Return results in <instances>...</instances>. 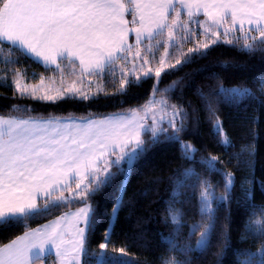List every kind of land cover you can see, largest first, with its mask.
<instances>
[{"label": "snow or ice", "instance_id": "6c2138e0", "mask_svg": "<svg viewBox=\"0 0 264 264\" xmlns=\"http://www.w3.org/2000/svg\"><path fill=\"white\" fill-rule=\"evenodd\" d=\"M177 5L187 19L181 18ZM128 14H131V22L126 19ZM200 15L205 19L199 20ZM193 24L197 27H190ZM197 28L199 35L207 38L206 42L197 39ZM130 33L134 35V44L129 43ZM230 34L232 39H228ZM241 41V49L249 53L264 50V0H0V52H4L2 46L5 43L9 45L5 61L19 63L18 59H10L11 50H16L45 66L54 65L62 85L66 76L74 77L66 88L48 95L44 91L43 77L38 85L28 86L23 79L26 69L13 68L11 86L15 95L45 102L96 98L104 93L102 81L105 76L119 78L121 86L117 91L126 94V86H140L149 78L158 84L162 73L170 74L177 66L183 67L192 62L193 56H206L218 43L235 45ZM186 42H193L196 47L188 48L185 53L183 45ZM165 45L173 52L170 54L165 49V54L159 58L160 66L155 71L147 68L142 76H136V69H143L148 64L149 55L155 59L156 50ZM170 56L175 58V64L166 63ZM181 56L183 60L179 58ZM64 61L67 64L62 67ZM90 77L96 79H88ZM6 79L0 75V81ZM86 80L89 86L96 84L95 92L89 94L77 87ZM51 82L55 84V78H51ZM176 83L174 81L172 86ZM259 83L264 91V77ZM157 84L153 85V94L158 90ZM220 92L250 94L249 89L239 87L225 89L221 86ZM160 103L167 106L166 100ZM209 108L211 110V106ZM149 111L151 108L145 105V116H139L138 110H129V113L103 119L80 118L83 123L72 117L17 119L0 116V226H27L30 219L40 218L52 208L77 201L84 205L0 246V264H36L45 259L48 252L55 253L58 264H82V257L86 255L96 264H131V258L124 259L125 248L109 251L111 232H105L104 243L99 245L98 252L91 250L89 237L105 214L98 213L89 204V198L112 186L117 177L123 187L124 178L148 151L142 132L150 133L154 144L160 133L168 131L158 126L164 116L153 115L151 125L143 122ZM182 111L172 106L169 114L168 124L174 129V136H178L183 128V120L180 127L175 123L176 116ZM65 119L70 122L62 123ZM214 131L221 137L222 145L231 144L226 135L221 136L218 119ZM182 147L188 152L196 151L191 145ZM252 152L254 148L249 154ZM219 162L214 156L203 161L209 171L216 170ZM187 171L182 170L180 175ZM220 171L225 185V193L220 199L226 203L235 178L231 172ZM175 184L174 192L178 197L183 184L180 180ZM65 192L70 195L65 196ZM245 193L250 195L251 189H245ZM200 201L201 219L192 224L189 235L203 229L199 231L196 245L206 249L215 231L218 209L213 207V196L207 186L201 189ZM122 204V198L118 197L112 216ZM171 221L175 226V243V235L185 221L181 213L173 214ZM107 227L112 228L111 217ZM249 230L258 234L259 240H264V221L250 220L243 238ZM183 250L191 249L186 245ZM257 254L258 259L251 250L242 252L237 256V264H264V244L258 247ZM164 264L180 262L169 258Z\"/></svg>", "mask_w": 264, "mask_h": 264}, {"label": "trees", "instance_id": "16d2710c", "mask_svg": "<svg viewBox=\"0 0 264 264\" xmlns=\"http://www.w3.org/2000/svg\"><path fill=\"white\" fill-rule=\"evenodd\" d=\"M128 18L131 21V14H128ZM181 18L185 19L183 12ZM198 19L204 17L200 15ZM190 27L197 26L193 24ZM186 43L187 46L183 45L185 53L188 48L196 47L194 43ZM242 43H218L210 48L206 56H193L192 62L183 67L177 66L170 74L162 73L158 84L155 79H145L140 86H126V94H119L120 79L105 76L102 86L106 95L100 93L90 99L63 98L55 102L15 95L11 86L13 68L26 69L24 76L30 81L43 76L59 78V73L55 67H45L16 50H11L10 59H18L19 63L7 62L4 57L9 54V45L5 43L2 46L4 52H0V75L7 79L0 81V116L80 119L129 113V110H139L148 101L153 94L154 84H157V94L166 96L171 104L183 110V128L178 136H174V129L167 126L168 131L160 133L157 142L152 144L150 133L145 132L143 139L148 151L124 178L123 187L120 177H117L112 186L103 188L94 198H89V204L98 213L105 214L89 237L93 252L99 251L107 231L111 232L109 251L125 248L127 255L124 259L131 258V264H164L169 258H175L180 264H237V256L247 250L259 258L257 249L264 244V240H259L258 234L251 230L246 238L243 237L250 220L264 221V91H261L259 83L260 78L264 77V50L249 53L241 49ZM166 48L170 54L173 52L167 45L159 47L155 59L149 55V65L156 61L159 65L158 56ZM179 58L183 60L182 56ZM166 63L175 64V58H166ZM66 64L67 61H64L61 66ZM126 68H131V65H126ZM140 69H136V76H142L146 71ZM66 71L68 69L65 67ZM128 76L131 78V73ZM174 81L177 82L175 87L172 86ZM221 86L225 89L247 88L250 94L221 93ZM91 91L95 92L96 86ZM11 105L19 107L11 108ZM217 119L221 122V136L226 135L231 141L230 145L220 143L221 137L214 131ZM176 126L180 127V122ZM183 145H191L196 151L188 152ZM249 146L254 148L251 154ZM210 156L219 158L216 170L209 171L207 164L203 163ZM221 169L233 173L235 178L226 203L220 199L225 193ZM112 170L117 171L115 167ZM182 170L188 171L180 175ZM177 180L183 184L178 197L174 192ZM205 186L209 187L213 196V207L218 209L215 231L206 249L205 246L198 248L196 245L199 231L203 229L189 235L192 224L201 219L198 212L200 192ZM245 189H251L250 195H246ZM64 195L69 196L70 193L65 192ZM118 197L122 198L123 204L112 216ZM81 206L83 204L77 201L52 208L40 218L30 219L27 226H0V246L29 229ZM175 213L182 214L185 225L175 235L173 243L175 226L171 216ZM109 217L112 228L107 227ZM186 245L191 250L184 251ZM52 259V255H47L36 263L53 264ZM84 264L96 262L86 255Z\"/></svg>", "mask_w": 264, "mask_h": 264}, {"label": "rangeland", "instance_id": "374dc122", "mask_svg": "<svg viewBox=\"0 0 264 264\" xmlns=\"http://www.w3.org/2000/svg\"><path fill=\"white\" fill-rule=\"evenodd\" d=\"M181 11V10H179ZM203 16V15H202ZM204 17V16H203ZM185 19H187V17L185 16ZM205 19V17H204ZM200 20H203V19H200ZM199 31V30H198ZM237 36L240 35L239 31H237L236 33ZM221 36L223 38V32L221 31ZM232 35L230 34L228 36V39H232ZM198 40H200L201 42H206L207 41V38L206 37H202L199 35V38ZM190 43H193V42H190ZM186 46H187V43H184ZM195 44V43H194ZM196 45V44H195ZM165 54V52L162 53L161 56H163ZM161 56H158V57H161ZM134 63H139L138 61H135ZM149 61H148V64L146 65L145 68L143 69H140L141 70H147V68H151L152 70H155L156 68H158L160 65H158V62L156 61L155 64H150L149 66ZM67 72V71H66ZM44 80H45V88H44V91H46L48 93V95H55L56 93V90L57 89H60L62 87L66 88L67 85L71 82L72 78H68L67 76L65 77V80H64V83L63 85L61 84L60 82V79L59 78H55V84H53L51 82V78H54V77H46V76H43ZM74 78V77H73ZM24 83H26L28 86H36L39 84L40 82V78L37 79V80H33V81H30V80H27V78L24 76ZM93 86H96L95 83H93L91 86L88 85L87 81L83 84V85H80L78 84L77 87H82L83 90L86 92V93H92L91 91V88ZM161 100H166L167 101V106L165 104H162L160 103ZM145 105H148L150 108H151V111L148 112L147 116L145 117V120L143 121L144 123L148 124V125H151L153 124V120H152V116L155 115L157 118H159L160 116H164V120L158 125L159 127H162V128H165L167 126H169L168 124V119H169V114H171L172 112V106H175L176 108L180 109L179 106L177 105H173L171 104V102L167 99L166 96L164 95H159L155 92V94H152L151 97L148 99L147 102H145V104H143L141 106V108L138 110V109H133V110H138V115L139 116H145V112H144V106ZM120 114H125V113H120ZM106 116H103V117H92V118H104ZM181 112L176 116L175 118V123L176 125L179 124L180 120H181ZM73 118V117H72ZM19 119V118H18ZM73 119H76V118H73ZM79 120V119H77ZM221 124V122H220ZM145 132H142V138H143V135H144ZM84 206V205H83ZM81 206V207H83ZM80 208V207H78ZM77 209V208H75ZM75 209H72V210H75ZM71 211V210H70ZM69 212V211H68ZM62 216V215H61ZM114 219V218H113ZM49 255H52L53 256V259L51 260L54 264L55 262V255L53 254H49ZM42 262V261H41ZM40 263V262H38ZM82 264H84V257H82Z\"/></svg>", "mask_w": 264, "mask_h": 264}, {"label": "crops", "instance_id": "0c3cea01", "mask_svg": "<svg viewBox=\"0 0 264 264\" xmlns=\"http://www.w3.org/2000/svg\"><path fill=\"white\" fill-rule=\"evenodd\" d=\"M176 10H181V8H180V6L179 5H177V7H176ZM181 12H182V10H181ZM126 19H128L129 20V18H128V15L126 16ZM130 21V20H129ZM131 22V21H130ZM129 26L130 27H132L133 25H131V23L129 24ZM128 40H129V43L130 44H134L135 43V38H134V35L133 34H129V37H128ZM59 62V61H58ZM40 64H42V63H40ZM43 65V64H42ZM43 66H45V65H43ZM45 67H55L54 65H48V66H45ZM5 118H8L7 116H4ZM18 119V118H17ZM92 119H103V118H92ZM76 120V122H78V123H83L84 121L83 120H81V119H79V120H77V119H75ZM68 122H70L69 120H67V119H65V120H63L62 121V123H68ZM78 209V208H77ZM77 209H75V210H71V212H75ZM58 217H60V216H58ZM57 217H55V218H53V219H51V220H49V221H52V220H55ZM49 221H47V222H45V223H43V224H41V225H39V226H37V227H35V228H39L40 226H42V225H47L48 224V222ZM35 228H33V229H35ZM21 235H23V234H21ZM20 235V236H21ZM16 239V238H15ZM11 242V241H10ZM10 242H8V243H10ZM8 243H6V244H8ZM49 254H53V255H55V253L54 252H48V253H46V256L47 255H49ZM55 257H56V255H55ZM36 264H46L45 262H40V263H36ZM54 264H58V261H57V257L55 258V262H54Z\"/></svg>", "mask_w": 264, "mask_h": 264}]
</instances>
